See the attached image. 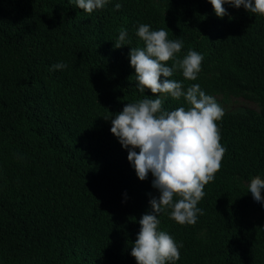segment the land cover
Returning <instances> with one entry per match:
<instances>
[{
  "label": "trees",
  "instance_id": "obj_1",
  "mask_svg": "<svg viewBox=\"0 0 264 264\" xmlns=\"http://www.w3.org/2000/svg\"><path fill=\"white\" fill-rule=\"evenodd\" d=\"M116 2L88 13L75 0H0V264H137L138 221L159 193L107 118L160 95L135 86L129 52L144 46L141 23L182 40L177 57L203 55L195 81L179 69L170 79L260 105L217 121L226 150L196 224L159 216L183 245L174 264H264V205L247 189L264 178V11L226 4L221 18L209 0ZM122 29L132 43L116 48ZM60 61L68 67H51ZM180 106L183 97L163 99L164 109Z\"/></svg>",
  "mask_w": 264,
  "mask_h": 264
},
{
  "label": "clouds",
  "instance_id": "obj_2",
  "mask_svg": "<svg viewBox=\"0 0 264 264\" xmlns=\"http://www.w3.org/2000/svg\"><path fill=\"white\" fill-rule=\"evenodd\" d=\"M111 0H75L76 7L92 13L103 9ZM218 17L228 15L224 5L243 7L250 13L264 11V0H209ZM119 10L122 4H114ZM144 42L143 47H131L130 65L134 68L139 92L150 89L155 99L146 95L137 102L124 105L111 118L110 131L128 151V160L140 180L151 173L152 186L159 195L150 200L151 211L145 212L138 223L140 230L131 247L137 264H169L180 259V248L173 236L159 228V216L167 213L177 223L194 225L203 209L198 202L205 196V185L215 179L221 167L226 146L220 142L217 121L224 111L216 98L206 94L199 83L186 89L183 81L170 79L179 69L187 80L195 81L201 71L203 55L189 49L183 58V41L169 39L164 28L152 29L141 23L135 29ZM127 29L119 32L115 47L131 45ZM172 60L169 65L167 61ZM65 69L60 61L51 66ZM165 96L184 98L188 107L174 110L162 107ZM248 192L264 205V178L256 175L247 183ZM171 209V211H168Z\"/></svg>",
  "mask_w": 264,
  "mask_h": 264
},
{
  "label": "rangeland",
  "instance_id": "obj_3",
  "mask_svg": "<svg viewBox=\"0 0 264 264\" xmlns=\"http://www.w3.org/2000/svg\"><path fill=\"white\" fill-rule=\"evenodd\" d=\"M210 95L216 98L217 102L223 108V111L260 109L259 103L251 99L230 96L228 100H224L223 94H210Z\"/></svg>",
  "mask_w": 264,
  "mask_h": 264
}]
</instances>
